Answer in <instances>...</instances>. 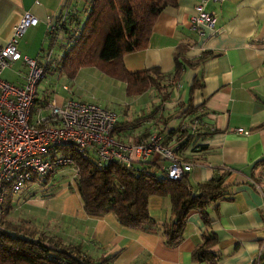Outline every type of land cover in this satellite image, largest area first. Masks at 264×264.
Masks as SVG:
<instances>
[{"label":"crops","instance_id":"obj_1","mask_svg":"<svg viewBox=\"0 0 264 264\" xmlns=\"http://www.w3.org/2000/svg\"><path fill=\"white\" fill-rule=\"evenodd\" d=\"M199 1L179 0L177 6L166 7L154 25L148 46L126 54L124 62L130 71L159 67L167 74L174 69L173 53L181 42H192L190 57L204 51L217 53L197 69H188L180 84L181 100L187 101L194 77L204 80V86L194 92L195 105L205 102L202 126L198 130L203 135L197 137L200 139L197 147H188L186 155L192 169L187 174L191 183L197 185L212 178L220 167L232 169L229 176V181L235 184L232 199L221 201L219 212L211 211L212 229L219 237L221 253L217 264H253L264 257V177L263 185H253L251 178L253 170L264 175V165L256 166L264 158V0H207L205 8L218 15V31L213 33L211 28L204 27L203 34L190 30L191 17ZM66 2L0 0V44L12 38L15 26L30 11L40 22L27 30L19 49L30 55L23 49L29 50L30 39L40 37L44 40L33 55L40 56L41 47L50 44L47 20L54 21ZM21 74L24 73H17L20 84L23 83ZM63 76H69L64 69ZM104 76L109 78L107 81H117L96 67L81 68L71 78L75 88L65 84L69 89L62 91V102L69 97L77 98L75 93L87 87L82 83H99ZM241 127L250 133H240ZM30 186L23 192L38 188H33L32 183ZM53 199L58 201L55 206ZM24 202L60 215L66 226L59 238L65 243H82L96 257L118 253L111 264H208L192 258L205 229L199 212L189 215L185 239L178 246L169 247L160 234L126 228L112 213L87 214L77 188H64L46 202L35 196L26 197ZM170 205L168 198L150 197L152 217L165 222Z\"/></svg>","mask_w":264,"mask_h":264},{"label":"trees","instance_id":"obj_2","mask_svg":"<svg viewBox=\"0 0 264 264\" xmlns=\"http://www.w3.org/2000/svg\"><path fill=\"white\" fill-rule=\"evenodd\" d=\"M72 0L64 6L70 7L66 20L59 29L64 32V43L59 46L60 59H54L48 68L64 69L70 77L84 67H96L108 76L125 83L129 96L142 95L156 89L164 92L168 86H179L188 69H197L207 60L217 55L204 51L197 57L188 56L191 41L178 44L174 50V69L163 73L159 67L141 71H130L124 62V56L130 52L146 48L161 12L168 6H177L179 0H82V14L75 11ZM49 47L54 45L55 36H51ZM41 51L45 48L42 46ZM47 71V72H48ZM204 86V80L194 77L187 101L177 103V113L182 121L165 135L164 143L173 147L178 156L189 162L185 151L191 143L203 134L198 133L202 126L201 118L205 112V102L194 104V92ZM170 100V94L164 92L162 101L150 113L132 121H120L116 133L122 134L131 126L139 127L145 121L154 118ZM190 117L198 119L200 126L196 131L185 126ZM165 123L168 120H164ZM164 132V131H163ZM160 132V133H163ZM150 134L142 133L134 138L140 143ZM73 156L79 176L76 188L84 210L89 215L112 213L122 226L130 229L155 232L161 235L169 247L178 246L186 237L188 217L199 212L205 229L202 241L195 246L192 258L208 264H217L221 257L218 249L219 237L212 229L211 211L219 212L221 201L231 200L234 183L229 181L232 169L220 167L212 178L193 185L187 172L181 179H171L162 168L161 160H136L130 165L113 160L99 166L95 158L81 152L65 149ZM264 165V158L257 165ZM56 172L49 173L39 180V184H49ZM264 175L252 171L253 185L261 184ZM152 196H161L170 201L169 218L163 223L156 221L149 209ZM6 200V198H5ZM0 264H111L118 253L110 257L94 256L82 243H65L57 236L34 228L29 221H14L9 218L11 207L8 202L0 204ZM253 264H264L260 257Z\"/></svg>","mask_w":264,"mask_h":264},{"label":"built area","instance_id":"obj_3","mask_svg":"<svg viewBox=\"0 0 264 264\" xmlns=\"http://www.w3.org/2000/svg\"><path fill=\"white\" fill-rule=\"evenodd\" d=\"M206 1L198 2L190 21V30L198 34L204 33V27L211 28L213 33L218 31V15L205 8ZM69 12L70 7L66 5L54 21L47 20L51 36L58 37L60 33L63 36L59 27ZM39 22L36 15L26 11L15 26L12 38L0 44V204L5 201L7 192L19 193L38 181L35 179L52 172H74L72 182L75 184L79 168L73 156L64 152L67 148L95 158L99 166L113 160L130 165L136 160L159 159L171 179H181L192 169L190 162L182 160L173 147L164 143L162 134L151 133L140 143L126 141L115 131L120 119L112 108L75 97L63 102L56 97L40 101L38 86L46 77L48 68L54 65V59H60L61 53L54 54L57 52L55 43L37 57L19 49L27 30ZM16 61L26 67V72L21 74V84L3 77L4 71ZM64 89L69 87L64 85ZM199 125L198 119L193 124L185 122L186 127L195 131ZM238 131L246 135L250 133L243 127ZM199 143L197 138L190 146L195 148ZM0 212H3L1 208Z\"/></svg>","mask_w":264,"mask_h":264},{"label":"rangeland","instance_id":"obj_4","mask_svg":"<svg viewBox=\"0 0 264 264\" xmlns=\"http://www.w3.org/2000/svg\"><path fill=\"white\" fill-rule=\"evenodd\" d=\"M70 6L75 7V11L79 12L81 20L84 18L82 14V0H72L70 2ZM55 47L57 53L60 54L61 50L59 46L64 43L65 35L62 36V33L58 37L54 38ZM43 38L40 37L30 39L29 41V50L23 49L24 52H28L30 55H35L39 50L41 43L43 42ZM39 43V44H38ZM48 46L46 45V48ZM26 67L22 64L21 61L13 62L10 67H8L4 73L3 77L6 80L20 83V79L18 78L17 73H25ZM70 76H63L62 71L58 69L50 68L47 72L46 77L41 81L38 86V96L40 101H50L54 97H56L59 101H62V91L64 90V85L68 84L70 87L75 88L72 83L73 79ZM109 79L104 76L103 79H99V83L96 82H88L82 83V85H87L83 89V92L75 93L77 98L81 99H89L90 101L96 102L102 106L112 108L116 110L119 114L120 121H132L136 118H139L143 115H146L152 112L158 104L161 103L164 92L170 94V100L165 104L164 108H162L159 113L152 118L151 120L145 121L139 127L131 126L129 129H126L125 132L122 133L126 141L134 142V138L140 136L142 133L147 132L151 133H159L163 136L171 129L180 125L182 121V117L180 113H177V103L181 101V89L179 86H168L166 87L164 92H159L156 89H151L145 92L142 95L138 96H129L125 91V83L121 80H117L116 82L107 81ZM83 80V79H80ZM124 83V84H122ZM91 84V85H89ZM77 87V86H76ZM76 92V89H74ZM183 92V90H182ZM164 120H168L166 123ZM185 122L189 124L194 123V119L188 117ZM164 131V132H163ZM163 132V133H160ZM65 171V170H64ZM55 178L46 185H41L37 183H32L33 188L38 187L36 189L30 190L28 192L27 189H30L29 184L26 188H24L21 192L16 194H11L9 192L6 193V200L8 202L11 211L9 216L14 221H29L32 226H34L38 230L45 231L48 235L62 237V229L66 226V222L60 218L61 216L58 214H54L48 212V210L43 211L41 209H37V206H30L26 204L24 201L26 197H39L44 199L45 202L50 197H56L60 194V192L64 188H76V179L75 184H73L74 172H57ZM44 177V176H43ZM40 177L39 179H41ZM43 179V178H42ZM38 183L39 180H38ZM12 195V196H11ZM52 205H57L58 201L53 199ZM49 202V200H48Z\"/></svg>","mask_w":264,"mask_h":264}]
</instances>
